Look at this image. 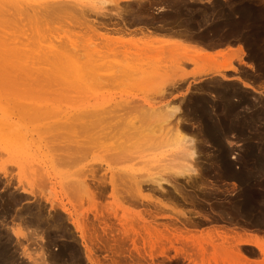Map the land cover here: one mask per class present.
Here are the masks:
<instances>
[{
    "label": "rangeland",
    "instance_id": "rangeland-1",
    "mask_svg": "<svg viewBox=\"0 0 264 264\" xmlns=\"http://www.w3.org/2000/svg\"><path fill=\"white\" fill-rule=\"evenodd\" d=\"M50 1L52 0H49V2ZM212 1L213 0H199L196 1V4H193L192 8L195 11H193L194 15L192 14L195 18L193 20L194 23H197L195 17L197 14H199V16L202 15L203 11L207 8L209 9L208 12L211 11L210 14H205V20L198 25L196 30L193 31V35L196 37V35L200 32L204 33L207 31L209 34V40H216V38H226L228 40L231 37H234V32L231 35L233 30L232 27L225 24V14L222 15L223 11L230 8L234 0H229L227 2L225 0H218L220 4L222 3L221 5H224L225 8H227L223 11L220 9V11L216 10L215 12L210 9L214 6ZM102 2H104L102 5L104 10H102V12L106 14L104 16L96 15L93 12H89L87 15H84L85 10L83 12L71 10L68 12L66 11L67 13L62 12L58 14H48L44 12L49 9L50 5H47L46 7H43V11L41 12L42 14L40 13V18L39 15H37L36 25L35 17L32 16V14L30 15L31 12H29V14H27L29 18H27V15V17H24V21L26 22L23 23L25 27L23 35L26 36H23L25 38H22L28 42L27 45L29 48L32 44L36 46L38 43H43L45 39L49 37L51 39L54 37L55 39H53L57 41H63L65 40L64 36H67L73 40L77 39L76 42H91V46L93 44L96 45V47L93 45L94 51L97 50L100 55L104 57L106 62H110L111 65H109V70H107L108 73L112 71L111 74L115 71L114 63H118L117 65L129 64L130 62L128 63L127 59H131L132 57L131 61L136 59L135 64L137 63L136 66H138V69L151 67L154 71H158L160 69V66L158 65L159 62H161V66L163 67L164 63L162 61L165 57L163 54L162 56H158L161 55L158 50L160 48H164L167 44L165 41H161L164 39H159L160 37L154 36L147 40L143 37V35L138 34L137 30L143 28V23L138 25L137 22L131 24V27L127 26L129 31L136 29L135 32L137 34L125 36L122 32H112L111 29H118L122 27L120 17H117L116 15L118 11L115 9L111 10L114 6L111 4L110 0L92 1V6L98 7ZM119 3L121 8H123L125 2L121 1ZM135 3L136 2H133L134 5ZM261 4L264 5V0H261ZM156 6L157 5H153L151 7L152 10H149L151 15L153 12L154 15L156 14L158 9V6ZM194 7H197L198 10ZM161 10L163 9L161 8ZM241 16L242 14L238 19H246L244 20L245 26L249 15H245L244 17ZM26 18H31V23L29 22L30 20L27 21ZM191 19L187 21H191ZM89 20L94 21V27L92 24H89L92 26L91 28L85 24ZM219 21H221L222 27L220 30L216 31L218 34L214 36L213 32H210V29L215 24L220 23ZM18 22V24H20L21 21ZM228 22L231 23V21ZM238 33L240 34L241 31L239 30ZM47 35H49V37ZM40 37H43V41L40 40ZM36 42L38 43L36 44ZM34 46L31 48L35 49ZM29 48L26 47L25 49L32 50ZM153 49L156 52L152 51ZM179 52L182 53L181 55H188L191 51L190 49L182 48L181 51H178V53ZM156 54L158 55L156 56ZM227 54L226 56L224 55L225 57H216L215 63H233L231 65L234 66V62H236L237 59L236 54L232 52ZM154 57L157 60L159 58L158 63L157 60L153 59ZM160 57H163V60ZM149 60L156 61L154 64H157L159 67L156 68V65H151L154 61L151 63ZM186 67V70L183 72L184 74L186 73V77L197 79L199 81L202 76V66L199 68V66L195 67V65L187 64ZM110 68H112V70ZM101 71L102 75H105L106 72L103 73L105 70ZM160 71L161 70H159V72ZM160 73L157 72L156 74ZM230 74L231 76L234 75L233 72H230ZM106 76L108 77L109 75L107 74ZM106 76H104L106 80L103 79L106 83L103 82L102 84L101 81L102 85L99 84V87L97 86L99 81L97 82V85L95 83V79H97V77H91V79L93 78L92 80L95 84L94 86L89 85L91 86L90 88H88L87 83L85 84V82H83L84 86H81V84L79 88L82 87L80 89L82 90L84 87L86 90L85 94L83 90V93L80 90H77L75 87L76 84L71 86L67 85L68 87L73 86L72 89L66 88V84H63L65 86L64 88L63 85L61 86L62 81H58L59 79L57 80L56 78L52 80V85L49 83L52 78H49L50 81H47V78H38V76L34 75L0 76V196H3V199L0 198V201L11 199L12 195L16 196V199L19 200H17L14 209L11 211L12 213L10 212L13 216L6 217V220L2 222L6 223L5 225L0 224V249L7 250L10 247L8 251H11L10 253L14 254H12V257L15 264H29L30 261L26 257V253L29 252V256H34L33 258H35V260L39 259L37 260L38 263L42 254L49 251L53 252L54 249L59 247L58 244H64L70 240L71 235L64 234L62 236L63 233L57 229L56 224L54 227H51L53 230H50L51 232L56 231V236L53 238V241L49 238L48 233L42 235L39 230L40 228H38L39 225L35 223V218V222L33 221V223L31 222L32 224H30L31 219L29 218H32L33 220V216L31 217L30 213H34L35 210H39L42 207L48 219H52L55 216L58 217L59 215L62 220L59 225H65L64 228H67L72 233V237H76L77 246L84 252V256L81 258H84V261L86 260L89 264H264V255L252 245L236 246L235 241L232 239L224 241L220 238L214 237V234L212 237L210 236L211 239L209 237V234H212L214 228H217L218 230H235L237 228L247 231L259 230L264 232V224H262L259 229L252 225V223L248 222L246 224L242 221H234L232 223L223 222L224 220L228 221V219H222L219 214L212 209H209V201L204 202L206 210L201 212L194 206L189 205L190 198L189 201H184L180 198L175 201L172 199L170 200L168 197L162 196V193L158 190L155 191L156 194L154 191L152 192L154 186L151 185L153 187L152 188L150 185L146 186L145 183L142 185V188L144 187L142 189V193L148 196V200L130 197L135 189L131 177L134 176L139 180H148L149 178L157 177L159 175L163 178H168L167 175L169 174L166 173L169 171H164V168L162 169L163 166H161V164L164 162L159 163L163 159V155H161L160 151L154 149L156 151H154L153 154V149H148V146H144L143 148V144L141 142L138 144L139 141L133 134V132L136 131H129L128 125H134L136 129L139 128V132L140 130L144 132L150 125L148 124V121L144 122L146 120L143 118V115L141 114V116L139 113L141 110H139V107L135 108V106L138 104L141 105L144 102H146L144 104H156L155 106L168 100H173L176 103L182 102L181 99L183 97L181 96L183 94L175 92L171 96L166 95L167 98L165 97L162 99L160 97L161 95L159 91L163 88L165 89L164 91H166V88L169 85L168 82L170 78L167 76L155 81L145 78L144 75H141L137 71L132 76L124 73L121 79L114 78V80L111 79L108 82ZM109 77L111 78L112 75ZM157 78H159V76ZM89 79H86V81L90 82ZM55 80L58 81L60 85ZM46 82L49 84H46ZM78 85L79 84L76 86L78 87ZM76 90L81 93H77ZM71 91L73 92L71 93ZM87 98L89 99L88 102ZM95 101H97V104L95 103L96 106L92 104V102ZM116 101L120 103V105H117L118 107L120 106L117 109H121L122 111L117 110L116 114H114V109L116 110V108H114L116 107ZM159 101L162 102L160 103ZM86 102L87 104H85ZM127 102H129V104L130 102H133L131 104L132 107L134 102L137 105H134V108H132L127 104ZM89 103L91 106L93 105V107L100 105L99 108L103 106L106 109H109L110 107L112 109V104H114V109L111 110V112L113 111L112 115L116 116L118 114L117 116H121V118L118 117L119 119H122V116H124V121L123 119L120 122L118 121L119 124L121 122H123V124L121 123L122 126L118 127L117 130L119 133L120 128L123 127L122 130L125 131L126 134H123V131L119 134V136H123V138L120 139L116 133L117 131L114 130V127L112 126V124L116 123V121H114V119V122L112 119L106 120L108 117L106 118L107 115H105L106 121L104 122L106 123H104V125L100 124V127H102V130L105 128L104 126L110 125L109 128H112L108 130L109 128L106 127L105 129L108 128L107 131L104 129L106 133L108 132L107 134L101 132L103 133V136H106V138H103L100 135V138H103V140L98 139L97 136H93V141H96L94 139H98L93 143L91 140L92 138L90 137H92V133L98 131L97 127V130L93 131L96 124L85 125L84 120H74V117L70 113L72 111L74 112V110L80 109L78 107H81L83 104H85L83 108H87ZM78 104L80 106H77ZM125 104L126 106H129V109L127 108L128 106L124 107ZM91 106L89 105L88 108L91 109ZM83 108L81 107V109ZM137 108L139 111L134 112ZM70 109L72 110L70 111ZM68 114L71 116L70 118ZM93 120L94 119L92 118V121ZM69 122H72L73 125L70 126L69 124L71 123ZM74 122L77 124L80 122V125L78 124L74 127L76 125ZM108 122L110 124H107ZM68 125L71 128H69ZM111 130L113 131V135L115 137H113ZM114 131L119 140L116 138ZM127 134L128 136L131 134V138L135 137L136 139H127ZM107 135L109 136L107 137ZM121 140H123L122 143L120 142ZM125 140L127 142L130 140L131 142L125 143ZM133 142L135 143V146ZM130 143L133 145L131 144L130 146ZM116 144H118V146L121 145V147H118ZM126 144H129V146ZM136 144H138V148ZM122 145H124L123 148L125 147V150L123 149V151H121ZM132 146L135 148L130 149ZM140 146L141 150H144L143 152L138 150L140 149ZM237 146L238 145L232 144V148L235 152L239 150ZM116 148L118 149L116 150ZM204 148L205 149L203 151L205 153L212 154L215 151L214 147L212 148L210 144H207V146L204 145ZM236 148L238 149L236 150ZM103 149L106 151H103ZM112 152L115 153L112 155ZM124 154H126V156ZM127 154L129 155L127 156ZM132 157H135V160L132 159ZM153 158L156 161L153 160ZM200 159H202L201 161L203 163L205 162L203 158L200 157ZM210 179L211 178H209V181H211ZM182 181L183 180L179 179L178 184H181L187 192L191 191L192 189L188 187L184 181ZM80 182L82 183L80 184ZM166 187V190L169 189L173 192L171 187L165 186V188ZM223 187L226 188L224 189L227 194L225 197H231L230 195L235 190L233 182H228L226 185L223 184ZM209 188L216 190V188H214L213 185H210V183ZM84 189H87L86 192ZM219 190L222 191L223 189H217L216 191ZM186 202L188 204H186ZM62 204L70 210V217L61 211ZM92 206H95L96 209ZM196 212L199 214L197 215ZM204 214H208L210 216L205 217L203 216ZM202 217L204 221L201 224H195V226L194 222L196 219ZM1 218L2 217H0V222L2 221ZM219 218L221 219L218 220ZM25 219L26 221L28 220V224L24 222ZM73 219H78L81 224L85 225L86 239L82 240L79 237L80 233L75 231L71 224ZM22 222L27 225L21 224ZM16 224L22 225H19V227H21L24 232L23 237L18 236L15 238L12 235L10 228L14 227ZM35 225L36 227H32ZM185 229L189 231H185ZM4 230L8 231V233ZM34 230L37 231V235L33 234V232H35ZM207 231L209 233H207ZM27 233L29 235L31 233L32 235L28 236ZM159 235L160 237L168 236L170 237V240H161L156 243L154 249H151L150 241L155 242ZM173 235H181L184 239L175 241ZM192 237H194L197 241ZM186 238H192L194 239V242H188L185 240ZM65 239L67 241H65ZM5 242L7 243L6 246H4L6 244ZM41 244H44L45 247ZM43 247L45 250L42 249ZM103 247H106L109 256L100 258L97 255V250ZM163 247L167 248L165 251L166 258L158 255L162 252L161 250ZM137 249L140 250L139 253H137ZM88 250L91 251V261H88L86 258L87 255H89ZM118 250L120 251V254L123 253V256L116 252ZM17 252L20 253L18 254ZM150 253H154L155 258L153 257L152 260L148 257ZM20 255H22V257ZM121 257H123V260L120 259ZM27 260L29 262H27ZM81 262L83 263V259ZM84 264L87 263L84 262Z\"/></svg>",
    "mask_w": 264,
    "mask_h": 264
},
{
    "label": "bare ground",
    "instance_id": "bare-ground-1",
    "mask_svg": "<svg viewBox=\"0 0 264 264\" xmlns=\"http://www.w3.org/2000/svg\"><path fill=\"white\" fill-rule=\"evenodd\" d=\"M92 1L96 0H52L50 2L49 0H0V76L34 75L38 76V78H47V81H50L49 78H52L51 82L56 78L57 80L59 79L58 81H62L61 86L63 84H66V86L79 84L78 87L75 85L77 90H80L82 88H79L81 84V86H84L83 82H85V84L87 83L88 88H90L91 86H94L95 83L97 85V82L99 81L100 83L98 82L97 85L99 87L101 81L103 84L104 80H106L104 76H106L107 74L109 76L112 75L111 78L109 76H106L107 82L111 79L114 80V78L121 79L124 73L132 76L137 71L141 75H144L145 78L155 81L162 77H169V85L167 86L166 91H164V88L159 91L161 95L160 97L164 99L166 95L171 96L175 92L179 94L181 93L183 94L181 96L183 98H180L182 102L176 103L173 100H168L157 106H155L156 104L154 105L150 103L144 104L146 102L141 105H137L134 102L133 107L131 105L133 102H130V104L129 102H127V104L132 108H134V105H137L135 106V108L139 107V110H141L142 113L138 110V108L137 110H134V112L139 111L140 115L142 114L143 118L146 120L144 122L148 121V124H150L149 127L146 128V132H143L142 130H140L139 132V128L136 129L134 125H128L129 131H136L133 132V134L139 141L138 144L140 142L143 144V148L144 146H148V149H153V154L154 151H156L154 149L160 151L161 155H163V159L161 160L160 158L161 161L158 162H164L163 164H161V166H163L162 169L164 168V171H169L166 172L169 173L167 175L168 178H163L160 175L149 179L147 178L148 180H139L134 176L131 177L135 189L133 192L134 195L132 194L130 197L135 199L148 200V196L142 193V189L144 188H142V185L145 183L146 186H154V189H152L153 187L151 186L152 192L154 191L155 193V191L158 190L160 191V193H162V196H166L170 200L172 199L175 201L180 198L181 200L189 201L190 198L189 205L194 206L198 211L201 212H204L206 210L204 202L209 201V209H212L217 214H219L222 219H226L229 216L231 220L237 222L242 221L245 224L247 222L252 223V225L260 229L262 224H264V5L261 4V0H234L232 2L233 5L231 4L230 8L225 11L223 10L227 7L225 8L224 5H221L222 3L220 4L218 0L212 1V3H214V6L210 9L213 12H215L216 10L220 11L221 9V11H223L222 15L225 14V24H228L233 29L231 35L234 32V37H231L228 40L226 38H216V40H209V34L207 31H205L204 33L200 32L196 35V37L193 35V31L196 30L198 28V25L205 20V14H210L211 12H208L209 9L207 8L203 11L202 15L199 16V14H197L195 16L197 23H194V9L192 8V6L193 4H196V1L199 0H110L111 4H113L114 6L113 8H111V10L115 9L116 11H118L116 15L117 17H120L122 24L121 28L111 29L112 32H122L123 34H125V36L137 34L135 32L136 29L133 30L134 32L132 30L129 31L127 26L131 27L130 25L134 22H137L138 25L143 23V28H138L139 30H137L138 34L143 35V37H145L147 40L151 39V37L157 36L160 37L159 39L163 38L164 40L161 41H165L167 43L165 46H167L168 49L164 46V48H160L158 50L161 55H158V52V54H156V56H162V54L164 55V60L162 59L163 57H160L163 60L162 62L164 63V66H161L159 58L158 60L155 59V57L153 58L157 60V63H160H158V65L160 66L159 70H161V73L159 72V70L154 71V69H151V67H148L146 69H138V66H136L137 63L135 64L136 59L131 61L133 57H130L131 59H127V62H130L129 64L117 65L118 63H114L115 67H113L115 68V71L113 72V74H111L112 71H110L109 74L108 67H110L109 65H111L110 62H106L104 60V57L101 56L97 50L94 51L93 43V45L91 46V42L88 43V41L76 42L77 39L73 40L72 38L67 36H64L65 40L57 41L54 40V37V39H51L49 35H47L49 38L45 37L46 39L44 41L47 44H45L44 42V44L42 42L39 44L38 40V42H36V44L38 43L36 45L37 47L33 44L31 46H34L35 49L28 47V42L23 39L25 38L23 36H26L23 35V32H25L23 23L26 22L24 21V17L29 14V12H31L30 15L32 14V16H34L36 20L37 15H39L40 18L43 7L50 5L49 9L45 10L44 12L48 14H58L71 10H78L79 12H83L85 10L84 15H87L89 12H93L96 15H106L104 12H102V10H104V7L102 6L104 2L100 3L98 7H93ZM121 1L125 2L123 8H121L119 3ZM225 1L227 2L229 0ZM133 2H136L135 5L133 4ZM153 5L158 6L155 15L154 12L151 15L149 11ZM161 8L163 10H161ZM194 8L198 10L197 7ZM241 14L243 17L245 15H249L245 26L244 20L246 19H238ZM27 18H29V16ZM30 19H27V21ZM189 19H191V21H187ZM18 21H21L20 24H18ZM228 21H231V23ZM29 22L31 23V20ZM36 22L37 20L35 21V24L37 25ZM219 22L220 23L215 24L210 29V32H213L214 36L218 34L216 31L220 30V28L222 27L221 21ZM85 24L91 28L92 26H90L89 24H92L94 27L95 23L94 21L89 20ZM239 30L241 31L240 34L238 33ZM40 40L43 41V37H40ZM232 43H238L242 46L241 47L237 45L238 48H236L238 52V55L236 54V56H238V60L236 59V61H238L239 63L236 64L234 62V66L231 65L233 63H215L216 57H225L227 54V50H222L223 46H226L228 50H231L229 48ZM94 46L96 47V45ZM217 46H220L222 48L219 47L220 49H217ZM26 47L32 50H27L25 49ZM182 48L190 49V54L188 53V55H181V52L178 53V51H181ZM152 51L156 52L154 49ZM243 55L244 59L242 57ZM152 61L154 60H149V62L151 63ZM155 62L156 61H154L151 65L157 66V64H154ZM187 64L195 65V67L199 66V68H201L202 66V76L199 81L197 79L188 78L186 77V73H183L187 68ZM159 66H157L156 68H158ZM110 69L112 70V68ZM101 70H105L103 72H106L105 75H102ZM157 72L160 74H156ZM230 72H233L234 75L231 76ZM158 76L159 78H157ZM91 77H97V79H95L96 82L94 81L95 83H93V78L91 79ZM86 79H89L90 82H87ZM91 80L93 84L91 83ZM51 82L49 83L53 85V82ZM49 83L46 82V84ZM58 84L60 85L59 82ZM68 86L66 88H73V86ZM77 90V93H81L82 90L84 94L86 92L84 87L82 90H80L81 92ZM72 92L73 91H71V93ZM88 100L89 99L87 98V102ZM87 102L85 104H87ZM96 102L97 101L92 102V104L95 105ZM118 103L119 102L116 101V107H114V104H112V109L111 107L109 109H106L103 106L99 108L100 105L97 106L98 108L93 107V105L91 106L90 103L89 105L91 106V109L88 108L89 105H87V108H83V106L85 105L83 104L81 106L83 109H81V107H78L80 109L74 110V112L72 111L73 113H70L74 117V120H84L85 125L96 124L93 131L97 130L96 127L98 128V131L92 133V137L90 138H92L91 140L93 141V136H97L98 139L103 140V138H106V136H103L102 134L106 133L110 125L104 126L105 128L108 127L107 129L103 127L106 130L104 131V129L102 130V127H100V124L104 125V123H106L104 121L108 119H112L113 121L114 119L116 123H113L114 125L112 124V126L116 131L118 130V127L122 126L121 123L123 124V122H121L120 124L119 122L124 118V116H122V119H119L121 118V116H117L118 114L116 116H113V111L111 112V110L116 108V110L114 109V114H116V111L118 110L117 108L120 107L117 106L120 105V103ZM77 106L80 105L78 104ZM125 106L126 104L124 105V107ZM127 108L129 109V106ZM71 110L72 109H70V111ZM105 115H107V119L105 118ZM70 117L71 116L69 115V118ZM92 118L94 119L93 121ZM69 123H71L69 124L70 126L73 125L72 122ZM74 123L76 124H74V127H76L78 124L80 125V122L78 124L76 122ZM107 124L110 123L108 122ZM111 128H109L108 130H110ZM122 129L123 127L120 128V132L123 131ZM120 132H116L118 136L122 133ZM111 133L113 135V131ZM116 133L114 131V134ZM124 133L126 134L125 131H123V134ZM100 135L103 138H100ZM130 135L128 136L127 134V139L131 138ZM108 136L109 135H107V137ZM113 137L115 136L113 135ZM135 137L131 138V140L136 139ZM121 138H123V136L120 137V139ZM98 139L94 140L97 141ZM96 141H93V143ZM122 141L123 140H121L120 142L122 143ZM128 142L131 141L129 140ZM128 142L126 141L125 143ZM118 144L116 145L118 146ZM131 144L132 143H130V146ZM138 144H136L137 148L139 147ZM207 144H210L212 148L214 147L215 151L212 154L205 153L203 151L205 149L204 145L207 146ZM232 144L238 145L237 147L239 148V150L235 152L232 148ZM119 146L121 147V145ZM123 146L124 145H122L121 151H123V149L125 148H123ZM127 146H129V144ZM134 146H132L133 148L131 147L130 149H134ZM238 148H236V150ZM117 149L118 148H116V150ZM138 150H141V146ZM103 151L106 150L103 149ZM141 151L143 152L144 150ZM115 152H112V155ZM124 155L126 156V154ZM128 155L129 154H127V156ZM200 157L205 160L204 163L201 161L202 159H200ZM112 158L115 159L114 157ZM132 159L135 160V157H132ZM153 160L155 159L153 158ZM209 178H211V181H209ZM179 179L183 180L184 183L192 189L191 191H188L189 193L186 191V189L184 190V187L181 184H178ZM227 181L233 182V184L235 185V190L230 195L231 197H225L227 194L224 190L226 188L223 187V184L226 185L228 183ZM81 183L82 182H80V184ZM209 183L210 185H213L216 190H223L216 191L213 188H209ZM165 186L171 187L173 192L169 189L166 190L167 187L165 188ZM0 198L3 199V196L1 195ZM16 198V196L12 195L11 199L0 201V217H2V221L0 222V224L5 225L6 223L2 222L6 220V217L13 216L11 214V211L14 209V206L17 203L18 199ZM186 204L188 203L186 202ZM93 208L96 209L95 206ZM61 211L67 214L69 217L71 216L70 210L66 208L64 204H62L61 206ZM196 214L198 215L199 213L196 212ZM30 216H33V220L32 218H29L31 219L30 224L33 223L35 218L36 222H34L39 225L38 228H40L39 230L41 231L42 235L48 233L49 238H51L52 241L56 236V231L51 232L50 230L52 229L51 227L55 226V224L57 229L63 233L62 236L64 234H70L71 239L68 241L65 239V241L67 242H65L64 244H58L59 247L57 249H54L53 252L49 251L44 253L45 255L42 254L38 263L37 260L39 259L36 258L37 260H35V258H33L34 256H29L30 252L26 253V257L30 261L29 262L27 260L29 264H84V258H81L83 256L82 250L77 246V242L75 239L76 237H72V233L67 228H64L65 225H59L62 222L59 215L58 217L55 216L52 219L50 218V220L41 207L39 210H35L34 213H30ZM203 216L209 217L210 215L204 214ZM27 221L25 219L24 222L27 223ZM203 221V217L196 219L194 225L201 224ZM24 222H22L21 224L24 225ZM21 224H16L14 225V227L10 228L11 233L15 238H17L18 236H24V232L22 231L21 227H19V225ZM71 224L74 227L75 231L80 233L79 237L82 240L86 239L85 225L81 224L78 219H73L71 221ZM32 227H36V225ZM224 230L225 229L218 230L217 228H214L212 234H209V237H212L214 234V237L220 238L224 241L232 239L235 241L236 246L252 245L261 254L264 255V232L259 230L247 231L237 228L235 230ZM4 231L8 233V231ZM185 231L189 230L185 229ZM208 231L207 233H209ZM36 232L37 231L33 232V234H36ZM27 235L31 236L32 234L30 233L29 235L27 233ZM173 236L172 237L175 241L184 239L181 235ZM192 238H186L185 240L190 242L195 239ZM161 240H170V237H160L159 235L155 242L150 241V248L154 249L156 243ZM1 243L4 244L3 242ZM6 245L7 243L4 246ZM44 247L42 248L43 250H45ZM8 249H0V264H15V261L13 262L12 257L14 254L12 253V255L10 253L11 251H8ZM166 249V247H163V249L161 250L162 252H160V254L158 255L161 257L164 256L166 258ZM88 252L89 255H87L86 258L88 259V261H91V251L88 250ZM139 252L140 250L137 249V253ZM22 255L20 256L22 257ZM26 257L24 258L27 259ZM148 257H150L152 260V258L154 257V253H150ZM82 259L83 263L81 262Z\"/></svg>",
    "mask_w": 264,
    "mask_h": 264
},
{
    "label": "flooded vegetation",
    "instance_id": "flooded-vegetation-1",
    "mask_svg": "<svg viewBox=\"0 0 264 264\" xmlns=\"http://www.w3.org/2000/svg\"><path fill=\"white\" fill-rule=\"evenodd\" d=\"M221 218H219L218 220H220ZM227 219H228V221H223V222H227V223H232V222H234V220H231L230 219V217L228 216L227 217ZM81 245V244H80ZM82 246V245H81ZM105 249V250H104ZM82 250V249H81ZM119 255H121V256H123V253L122 254H120V251L118 250V251H116ZM82 254H83V256H84V252H83V250H82ZM97 255L100 257V258H103V257H105V256H109V254H108V252H107V249H106V247L105 248H100V249H98L97 250ZM123 257H121L120 259H122ZM108 260V259H107ZM123 260V259H122ZM85 263H87V264H89L86 260L84 261Z\"/></svg>",
    "mask_w": 264,
    "mask_h": 264
},
{
    "label": "crops",
    "instance_id": "crops-1",
    "mask_svg": "<svg viewBox=\"0 0 264 264\" xmlns=\"http://www.w3.org/2000/svg\"><path fill=\"white\" fill-rule=\"evenodd\" d=\"M234 44H235V43H232V44L230 45V48H229V46H228V48H229V49H231V50H228V49L226 48V46H223V48H222V47H220V46H217L216 48H217V49H220V48H222V50H224V51H226V50H227V52H226V53H230V52H232V53H235V54H237V55H238V52H237L236 48H238V47H237V45H238V46H241V45H240V44H238V43H237V44H235V45H234ZM233 45H234V46H233ZM219 47H220V48H219ZM241 47H242V46H241ZM217 49H216V50H217ZM214 50H215V49H214ZM214 50H212V51H214ZM235 51H236V52H235ZM242 57H243V59H244V55H243ZM237 58H238V56H237ZM237 60H238V59H237ZM235 63H236V64H238L239 62H238V61H236Z\"/></svg>",
    "mask_w": 264,
    "mask_h": 264
}]
</instances>
